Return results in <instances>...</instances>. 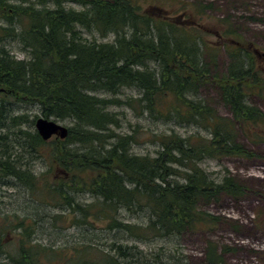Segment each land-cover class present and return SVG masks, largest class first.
<instances>
[{
    "label": "trees",
    "instance_id": "16d2710c",
    "mask_svg": "<svg viewBox=\"0 0 264 264\" xmlns=\"http://www.w3.org/2000/svg\"><path fill=\"white\" fill-rule=\"evenodd\" d=\"M69 3L82 9L68 8ZM198 9L185 6L184 16H172L159 6L145 8L142 0H0V41L17 38L30 56L17 59L0 44V175L16 179L47 205L69 211L52 216L54 227L84 228L98 221L142 242L208 232L219 219L205 207L222 196L245 194L228 170L217 181L201 163L257 156L237 137L240 131L252 143H264V111L248 101L264 96V53L230 23L218 34L226 44L209 43L195 20ZM86 33L102 39L113 35L114 42L89 40ZM222 49L229 63L225 72L212 75ZM212 86L232 118L220 115L203 97ZM124 88L140 96L125 101L101 96L118 95ZM13 101L39 105L45 118L69 120L68 137L50 144L37 131L24 130L27 116H12ZM121 105L150 121L196 127L205 135L153 133L158 150L132 154L136 135L118 133L122 120L109 110ZM49 145L45 156L41 151ZM18 147L49 160L44 180L25 169L28 163L15 153ZM59 167L60 181H50ZM83 192L96 201L75 203L73 194ZM121 209L146 214L149 221L121 222ZM36 224L19 217L0 219V255L11 256L12 264H129L133 248L117 244L110 252L85 243L43 245L34 238ZM8 234L16 237L13 252L4 241ZM206 263L224 264L212 242Z\"/></svg>",
    "mask_w": 264,
    "mask_h": 264
},
{
    "label": "rangeland",
    "instance_id": "374dc122",
    "mask_svg": "<svg viewBox=\"0 0 264 264\" xmlns=\"http://www.w3.org/2000/svg\"><path fill=\"white\" fill-rule=\"evenodd\" d=\"M142 4L147 9L152 6L162 7L167 15L172 16L177 14L184 16L182 11L185 6L191 9L199 8L201 13L195 20L200 23V30L209 43L226 44L228 40L220 39L218 34L227 31L230 23L245 42L252 43L258 51L264 53V0H142ZM67 6L77 10L82 9V6L76 3H69ZM222 20L227 23H223ZM84 36L89 40L114 42L113 35L105 39L87 33ZM0 44L17 59L30 58L17 38H6L5 41H0ZM228 59L227 52L222 49L217 56L216 68L211 74L225 72ZM262 59L264 61V56ZM262 67L264 68V64ZM202 93L206 100L213 102L212 105L220 115L232 118L228 108L218 100L213 86L204 89ZM101 96L125 101L140 95L136 89L124 88L118 95L101 93ZM248 101L264 111V96L252 95ZM10 107L12 116H27L28 122L22 127L24 130L35 132L36 128L32 121L36 122L40 117H44L39 105L13 101ZM109 110L118 113L122 120V127L116 129L118 133L136 135L137 140L131 150L135 155H153L158 150V143L154 140L153 133L173 131L182 136L195 133L205 135V131L196 127H179L139 117L125 105L112 106ZM58 122L68 128L73 125L69 120ZM55 140L56 138L53 137L49 141L50 144ZM237 141L257 156L253 159L238 157H226L221 160L206 159L201 163V167L217 181H220L228 170L230 175L246 189L245 194L238 199L222 196L220 200L205 207L209 213L219 219L216 227L208 232H186L179 236L142 242L119 229L109 231L104 223L98 221H93L84 228L73 225L68 230H62L53 226L52 216L68 213L67 208L63 212V209L47 205L41 201L42 198L39 200L36 194L16 179L1 175L0 219L7 217L11 220L19 217L37 223L36 226L34 225L36 230L34 238L43 245L72 247L85 243L107 252H110L113 244L133 248L131 257L126 259L129 264H207L206 250L210 242L217 246V253L222 254L224 264H264V143H252L240 131ZM23 143L25 142L21 144ZM49 149L50 145L43 148L41 153L46 156ZM15 153L23 154L24 161L28 163L25 169L29 168L40 178V181L45 179L43 174L50 170L49 160L41 157L39 153L26 152L19 147L15 149ZM51 172L53 174L50 175V181L54 179L60 181L63 175L61 167L57 168L55 173ZM73 196L75 203L83 205L96 201L95 197L85 192ZM117 219L135 225H146L149 221L148 215H136L125 209L119 211ZM4 241L9 244L7 251L13 252L16 237L8 234ZM225 248H229L230 251L224 252Z\"/></svg>",
    "mask_w": 264,
    "mask_h": 264
},
{
    "label": "water",
    "instance_id": "95a60500",
    "mask_svg": "<svg viewBox=\"0 0 264 264\" xmlns=\"http://www.w3.org/2000/svg\"><path fill=\"white\" fill-rule=\"evenodd\" d=\"M3 91L4 89L1 88V80H0V93ZM35 128L44 141H49L54 136L60 138L61 140H65L69 134L68 127L63 126L62 124H60L55 120L47 119L44 117H40L36 121Z\"/></svg>",
    "mask_w": 264,
    "mask_h": 264
},
{
    "label": "flooded vegetation",
    "instance_id": "af4514ba",
    "mask_svg": "<svg viewBox=\"0 0 264 264\" xmlns=\"http://www.w3.org/2000/svg\"><path fill=\"white\" fill-rule=\"evenodd\" d=\"M13 260L9 255H0V264H12Z\"/></svg>",
    "mask_w": 264,
    "mask_h": 264
}]
</instances>
